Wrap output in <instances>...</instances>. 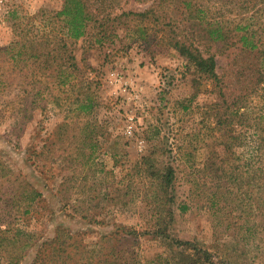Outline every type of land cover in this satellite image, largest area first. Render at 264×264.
<instances>
[{
  "label": "rangeland",
  "instance_id": "374dc122",
  "mask_svg": "<svg viewBox=\"0 0 264 264\" xmlns=\"http://www.w3.org/2000/svg\"><path fill=\"white\" fill-rule=\"evenodd\" d=\"M154 1L108 0V8L112 4L115 14L144 11L158 8L159 0ZM63 2L0 0L2 158L13 173L23 174L44 192L33 212L20 223L36 230L38 241L55 236L61 227L81 233L89 247L114 228L115 222L138 229L150 227L154 206L147 198L154 197L156 185L147 177L148 166L140 163L142 156L150 155L158 159L160 169L171 164L176 170L171 190L176 196L172 227L176 236L204 242L214 257L209 264H264V187L262 181L251 180L250 172L257 139L264 137V130L251 126L262 101L237 121L232 134L239 138L234 137L233 152L225 155L220 131L213 123L215 104L220 101L217 90L169 44L168 26L166 31L156 27L155 14L168 16V0H161L162 8L144 22L143 33L132 35L129 26L121 27L119 36L105 43L96 40V30L69 40L79 66L95 80L98 101L92 113L72 114L67 119L70 126H61L71 109V97L75 99L77 93L58 82L49 83L33 104L32 95H26L22 103L10 104L33 89L31 73L45 69L27 66L19 57L14 60L18 49L5 48L19 40L21 30L29 25L42 35L45 27L41 21L60 10ZM37 13L36 25L31 27L29 16ZM84 120L99 121L93 132L100 144L98 163L89 172L78 171L80 160H73L79 153ZM56 127L54 155L33 154L30 159L33 148L45 144ZM258 152L264 153L263 145ZM259 166L264 167V161ZM86 213L106 218L110 224L91 223L82 216ZM135 246L146 264L164 251L161 242L152 237H142ZM28 253L23 264L30 263L34 251Z\"/></svg>",
  "mask_w": 264,
  "mask_h": 264
},
{
  "label": "trees",
  "instance_id": "16d2710c",
  "mask_svg": "<svg viewBox=\"0 0 264 264\" xmlns=\"http://www.w3.org/2000/svg\"><path fill=\"white\" fill-rule=\"evenodd\" d=\"M112 7L111 4L108 8V0H64L60 10L41 21L45 27L42 35L28 28L29 24L31 27L36 25L38 13L29 16V26L21 30V38L5 50L18 49L12 56L14 60L19 57L27 66L36 64L45 70L31 73L33 89L25 90L10 104L22 103L30 95L33 104L47 91L49 83L58 82L77 93L75 99L71 97V109L61 126H70L67 119L72 114L92 113L98 101L97 91L93 88L95 80L79 66L69 40H79L96 30V40L105 43L112 36H119L121 27L125 30L129 26L133 27L132 35L143 33L147 27L144 22L162 8L161 0L158 8L151 6L144 11L115 14ZM168 7L171 10L168 9V16L155 14L156 27L166 31L168 26L169 44L217 90L220 101L215 104L213 123L220 131L224 154L228 155L233 152L234 137L239 138L232 134L237 121L258 101H262L263 106L251 126L264 130V0H168ZM220 53L224 55V65L220 64ZM98 123L84 120L81 124L79 153L73 158L80 160L81 170L77 167L78 171H92L98 163L100 144L93 134L94 125ZM57 128L46 137L45 144L33 148L30 159L33 154L48 158L54 155L58 143ZM19 143H16L18 147ZM260 144L264 147V137L259 138V142L257 139V154H254L249 169L251 180L254 183L262 181L264 187V167L259 166L264 161V153L258 152ZM2 150L0 145V262L23 264L28 252L34 251L29 264H146L135 246L142 237L155 238L164 247L154 260H149L150 264L213 262V253L204 242L182 239L172 232L176 220V196L171 192L176 175L173 165L162 170L157 165L158 159L150 155L142 156L140 161L148 166L147 177L156 185L154 197L147 198L154 206L150 227L138 229L134 225L115 222L119 224L113 223L114 228L89 247L81 233L74 234L61 227L55 236L38 241V232L20 223L33 212L44 192L23 174L13 173L12 167L2 158ZM4 184H7L6 191ZM3 192L5 196H2ZM122 203L128 204L126 200ZM82 216L91 223L110 224L106 218L88 213Z\"/></svg>",
  "mask_w": 264,
  "mask_h": 264
}]
</instances>
